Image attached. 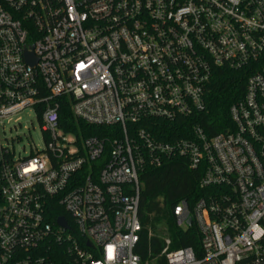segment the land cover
<instances>
[{"label":"built area","instance_id":"obj_1","mask_svg":"<svg viewBox=\"0 0 264 264\" xmlns=\"http://www.w3.org/2000/svg\"><path fill=\"white\" fill-rule=\"evenodd\" d=\"M224 67L251 71L232 127L162 131ZM63 103L102 131L65 130ZM26 108L45 144L21 156ZM176 160L203 195L141 214L143 174ZM0 264H264V0H0Z\"/></svg>","mask_w":264,"mask_h":264},{"label":"trees","instance_id":"obj_2","mask_svg":"<svg viewBox=\"0 0 264 264\" xmlns=\"http://www.w3.org/2000/svg\"><path fill=\"white\" fill-rule=\"evenodd\" d=\"M250 74V69L244 67L217 69L207 88V110L197 114L188 125L164 123L161 126L162 131H173L178 137H182L186 135V128L196 123L209 135L225 132L228 127H232L230 108L235 102L243 99ZM60 113L61 126L67 131L77 133L80 129L86 135L98 134L102 131L77 121L67 103H63ZM201 174V170L190 169L183 160L167 163L160 168H149L142 176L144 182L140 200L141 214L149 216L152 213L169 212L173 205L183 199H188L190 205H194L203 195L199 187ZM171 231L174 232L173 227ZM195 235L179 243V246H194Z\"/></svg>","mask_w":264,"mask_h":264},{"label":"rangeland","instance_id":"obj_3","mask_svg":"<svg viewBox=\"0 0 264 264\" xmlns=\"http://www.w3.org/2000/svg\"><path fill=\"white\" fill-rule=\"evenodd\" d=\"M35 113V109L26 108L10 122L6 121L7 143L16 155H26L44 147L43 131ZM163 221V217L158 219L159 224Z\"/></svg>","mask_w":264,"mask_h":264},{"label":"water","instance_id":"obj_4","mask_svg":"<svg viewBox=\"0 0 264 264\" xmlns=\"http://www.w3.org/2000/svg\"><path fill=\"white\" fill-rule=\"evenodd\" d=\"M26 56H27V60H28V62L30 64H34L35 63V60L33 59L34 57H32V55L30 53H27ZM58 223L63 225V226H67V223H66V220H65L64 217H60L58 219Z\"/></svg>","mask_w":264,"mask_h":264}]
</instances>
